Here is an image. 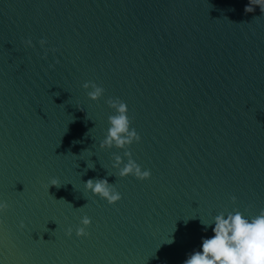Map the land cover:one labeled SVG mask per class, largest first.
I'll list each match as a JSON object with an SVG mask.
<instances>
[{
	"label": "water",
	"instance_id": "obj_1",
	"mask_svg": "<svg viewBox=\"0 0 264 264\" xmlns=\"http://www.w3.org/2000/svg\"><path fill=\"white\" fill-rule=\"evenodd\" d=\"M247 3L0 0V264H182L211 235L201 221L264 208V14ZM109 97L151 171L108 175L113 204L83 189L122 155L98 147Z\"/></svg>",
	"mask_w": 264,
	"mask_h": 264
},
{
	"label": "clouds",
	"instance_id": "obj_2",
	"mask_svg": "<svg viewBox=\"0 0 264 264\" xmlns=\"http://www.w3.org/2000/svg\"><path fill=\"white\" fill-rule=\"evenodd\" d=\"M254 6H259L261 13L264 14V0H248L244 10L251 12ZM38 43L41 48H44L46 40L41 38ZM24 44L31 47L32 40L27 39ZM81 87L88 90L86 95L93 101L99 99L104 93V88L94 81H84ZM105 103L113 111L107 117L108 127L98 147L100 149L114 147L122 150V155L113 153L110 158V168L113 171L109 172L105 168L107 172L104 177H89L83 181V189L85 193L113 204L121 199V194L115 184L107 180L108 175L120 178L131 175L138 180H146L150 178L151 171L148 168H142L133 159L129 150L130 145L140 141V135L134 127L130 126L131 120L126 103L119 97H109ZM86 167L94 168L93 162H87ZM50 185L59 187L60 183L56 177H51L47 182V186ZM229 199L235 201L236 197L231 196ZM8 208V202L0 199V214ZM90 222L89 216L82 215L79 218V224L75 227V235L88 236L86 229ZM201 223L204 225L202 229L204 232H207L210 226L211 235L201 236L199 248L186 253L182 264H264V208H260L254 215H245L236 209L222 211L214 215L210 221H201ZM19 227L21 229L24 227L23 221H20ZM72 233L71 225L65 228L66 236H71Z\"/></svg>",
	"mask_w": 264,
	"mask_h": 264
}]
</instances>
